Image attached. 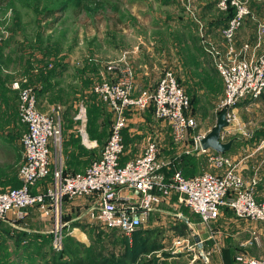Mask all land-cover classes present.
<instances>
[{"label":"rangeland","instance_id":"1","mask_svg":"<svg viewBox=\"0 0 264 264\" xmlns=\"http://www.w3.org/2000/svg\"><path fill=\"white\" fill-rule=\"evenodd\" d=\"M187 4L202 21L210 38L221 43L219 32L225 24L226 13L218 9V0H0V157L5 155L4 144L13 143L11 138L16 133L20 139L18 143L14 141L17 144L15 150L22 147L25 127L19 117L17 94L11 89L14 80L22 79L35 93L37 104L42 102L43 91L50 92L47 102L51 108L48 114L54 116L61 126L58 155H64L65 170L79 172L85 168L75 166L76 161L69 159V155H81L86 147L93 146L91 141L97 144L95 157L98 158L110 136L113 116L93 89L102 80L106 67L123 56L132 66L135 95L154 90L164 71L171 70L189 98L190 113L197 125L193 135H207L222 111L220 104L224 90L217 70L203 51L198 26L186 11ZM247 6L250 16L243 22L237 38L249 35L253 39V34L256 38L258 24L264 25V0H248ZM262 50L264 46L259 51ZM138 74L140 80L136 83ZM104 76L116 80L119 75L113 72ZM51 80L55 83H50ZM258 99L243 102L235 108L234 113L249 134L255 126H264V101L257 109L251 110L249 107ZM80 105L86 110L84 123L72 119ZM131 113L136 115L132 127L138 133L129 141L128 156L139 155L144 144L151 139L158 143L160 149L162 146L167 148L165 153L173 164V148L176 146L171 141L166 123L156 120L151 108ZM83 134H86L87 142ZM128 139L125 134V141ZM230 139L250 140V137L240 133L225 134L223 142ZM210 152L194 153L192 162L181 163L177 169L188 177L212 172L213 168L207 162ZM55 156L53 151L50 157L51 171ZM7 178L0 177V191L18 186V177L10 183L5 181ZM49 182L50 179H47L42 187L38 185L37 188L42 191ZM80 208L63 217V236L59 248L52 245V221L44 223L37 219L38 214L32 221H22L16 227L2 222L0 264H71L87 260L90 250L97 255L94 249L113 262L132 264L128 259H120L126 250L125 237L117 231H102L84 223L80 218L83 209ZM34 209L29 208L27 215L29 213L32 217ZM156 214L155 217H142L138 230L139 244L132 248L141 253L135 256V264H222L218 251L222 249L225 234L220 235V227L212 226L214 222L206 227L210 233L213 231V244L207 246H211L216 255L206 254L203 248L201 255L196 249L186 251L173 245V240L180 235H186L183 238L192 235L194 238L197 233L203 234L200 219L193 218V226H179L183 232L173 235V223H179L173 216V210L162 216ZM24 229L38 232L43 229L49 230V233L36 246L32 236H25L27 232ZM148 231L153 232L148 237L149 242H155L163 249L144 251L141 234L145 236ZM239 237L236 236L238 248L241 247L240 242L247 243L255 238L250 237L249 233ZM251 245L247 249L249 254H245L264 253V243L255 241ZM235 251L240 253L239 249ZM129 254L132 255V252ZM205 257L208 260H204Z\"/></svg>","mask_w":264,"mask_h":264},{"label":"built area","instance_id":"2","mask_svg":"<svg viewBox=\"0 0 264 264\" xmlns=\"http://www.w3.org/2000/svg\"><path fill=\"white\" fill-rule=\"evenodd\" d=\"M247 1L218 0L220 11L233 10L232 17L219 32L221 43L210 38L191 5L186 6L198 26L203 51L222 82L224 94L220 108L227 110L228 126L220 134L221 142L225 134L240 133L250 137L234 113L235 108L243 102L257 100L264 93V50H257L264 38V25L258 24L255 46L249 42L237 45L238 31L250 16ZM1 41L0 36V44ZM113 72L119 75L116 80L104 76ZM104 75L93 91L111 111L113 126L99 157L83 172L77 173H65L60 165L51 171V153L54 151L57 156L60 153V123L54 116L37 109L35 93L25 80L16 79L11 83L12 91L18 96L19 117L25 133L21 138L20 186L0 191V223L8 220L16 223L23 219L29 208L35 207L41 220L52 221V245L59 248L63 236V205L67 201L85 200L87 203L83 205L80 217L84 223L103 231H117L130 240L142 225V215L155 211L173 194L177 195L179 205L206 226L216 222L224 209L231 211L237 219L264 223V200H256L253 184L245 182L237 164L226 154L211 151L207 155V162L214 172L186 177L182 170L175 168L167 176L159 159L158 143L148 139L141 155L122 164V132L127 127V114L133 111L151 108L155 119L168 126L172 143L176 147L185 146V155L203 153L200 141L204 136L193 135L197 125L190 113L189 98L171 70L164 71L154 90L141 91L137 95L132 66L126 56L108 65ZM74 119L80 123L86 121L84 106H79ZM83 138L87 142L86 134ZM47 179H50L48 185L34 193L36 185ZM176 218L181 220L183 217L177 214ZM200 242L203 243L201 239ZM173 245L186 251H200L192 242V235L175 240ZM204 260L208 259L205 257ZM234 262L264 264V259L239 253Z\"/></svg>","mask_w":264,"mask_h":264},{"label":"crops","instance_id":"3","mask_svg":"<svg viewBox=\"0 0 264 264\" xmlns=\"http://www.w3.org/2000/svg\"><path fill=\"white\" fill-rule=\"evenodd\" d=\"M249 35H245L242 37H238L237 38V45L240 46L242 43L245 42H249L251 44V46H255L256 45V38H255V34H253L252 38ZM252 40V41H251ZM264 39L262 40L260 46L257 48V50H261V47L263 48L264 44ZM260 52V51H259ZM154 56V55H152ZM151 56V59H152ZM147 68V67H146ZM109 76V75H107ZM109 78V77H108ZM111 79V78H110ZM140 77L139 74L137 75V82H139ZM113 80V78L111 79ZM52 81V82H51ZM50 83H55L53 82V80H51ZM55 81V80H54ZM135 84V82H134ZM15 94H17L15 91H13ZM264 95V93H263ZM261 96L258 101L252 103L249 107L251 108V110L253 109H257L260 105H262L263 101H264V96ZM43 99H41L40 101H42L41 103L39 102V104H37V109L41 112V113H47L50 110V106L48 105L49 101V97H50V92H48L47 90L43 91ZM18 98V96H17ZM18 101V99H17ZM248 108V107H247ZM246 108V109H247ZM47 111V112H46ZM256 115L258 114L257 112H255ZM74 121V116L72 118ZM136 119V115L133 113H128L127 114V127L123 130L122 132V138H123V145H124V152L120 158V162L126 163L129 160H132L136 157H138L139 155L142 154V152L144 151L145 145L143 146V149L141 151V153L137 156H128V153L126 151L127 148L129 149V141L136 135L137 130H135L132 126H133V122ZM126 132V133H125ZM125 134H126V138L129 137L128 141H125ZM128 134V136H127ZM20 139V136L18 133L15 134V137L11 138V140H13V143L9 142L5 143V147H4V151H5V155L0 157V177L5 176V178H7L5 181H7L8 183L13 182L14 180H17L18 177V167L20 165V163L22 162V158H23V153H22V147L20 148L19 145V150H15V146H17V144L14 141H17ZM7 141V140H6ZM126 143V145H125ZM91 147H86L85 152L82 153L79 156H75L73 153L71 155H69V159H73L75 160V166L77 167H85L83 170L79 171V172H83L89 165L90 163L96 159L97 154H96V147L97 144L95 141H91L90 143ZM9 147V148H6ZM185 146L182 147H175L173 148V164L170 160V158H167L168 156L165 153V149H167L166 147L160 149V161L163 162L164 167H163V171L167 176L171 175V170H172V165H173V170L175 168H178V166L181 163H190L192 162V158L193 155H186L183 154V149ZM2 151V150H1ZM162 152H164L162 154ZM228 155L236 164H237V170L238 172L241 174V176L243 177V179L245 180V182H247L248 184H253V188H254V193L256 196V200L257 201H263L264 200V126L262 127H258L255 126L254 129L251 130L250 133V140H240V139H236L231 148H230V153L226 154ZM96 156V157H95ZM51 157V156H50ZM56 159L54 160V164L53 166H57L60 165L63 169L65 173H77V172H67L65 169V160H64V155H58L55 156ZM66 159V157H65ZM51 162V161H50ZM171 165V166H170ZM51 166V163H50ZM54 168V167H53ZM6 169H9V171H5ZM13 172V174H12ZM212 172H214V170H212ZM8 173V174H7ZM43 186V181L39 184L36 185V187L33 189L34 193H38L40 190L37 188V186ZM20 186V183L18 181V186ZM177 200V201H176ZM87 203L85 200L84 201H67L65 202L63 208H62V221H63V217L68 216V214L71 213H75L74 211L77 210V207L79 208L81 206V208L83 209V205ZM173 207V208H172ZM80 208V209H81ZM33 210V209H32ZM173 210V216L175 215V212L177 211L176 214L181 215L183 218L181 220H179V223H173V235H176L178 233L183 232L182 229L179 228V226H184V227H190L193 226V218H196L199 220V218L196 215H192L184 206L179 205L178 204V197L176 194H173L169 200L161 203L159 205V207L148 214H143L142 216H148L150 217H155L159 213L160 216H162L163 214H170ZM34 215L32 217H30L29 213L27 215V212L25 213L24 217L22 220L16 222V223H11L9 220L6 222L10 225V227H16L15 225L17 223L20 222H25L26 220L32 221L35 217L36 214H38L37 219H40V215L39 212L37 210V208L34 209ZM176 216V215H175ZM8 218L11 219V215H8ZM36 219V218H35ZM178 220V219H177ZM43 221V220H41ZM200 221V220H199ZM46 221H44L45 223ZM1 224V223H0ZM201 226H203V234L197 233L199 238L203 241V246L202 248L204 250H206V254H210L213 253L214 255H216V251H212L213 248L211 247V239L213 240V231L210 233V230L208 228H206L207 226L202 224L200 222ZM47 225V224H44ZM190 225V226H189ZM50 226V225H49ZM52 226V225H51ZM212 226H219L220 227V235L221 234H225L223 236V243H222V249L220 251H218V253H220V258H221V263L222 264H234V258L237 254H239L238 252L235 251V249H239L240 253L244 252L247 253V249L253 245H251L253 242L255 243L259 241L264 243V223H254V222H249V221H245V220H240L237 219L234 214L227 210L224 209L223 215L216 221L214 222V224ZM250 226H252L251 228H249ZM183 227V228H184ZM222 229V230H221ZM42 231H35V230H29V229H24L25 232H27V235L32 236L33 240L36 241L35 245L38 246L37 244H39L40 242H42L43 236L46 234L48 235L49 230H43ZM2 226H0V236L2 237ZM32 233V235H31ZM247 233L250 234L251 236H254L255 240H250L249 242L246 241L244 242H240L239 243V247L237 246V243L239 242L238 240H236V236L240 235V237H244L247 235ZM35 236V237H34ZM181 237H177L176 239L179 238H183L185 236L180 235ZM212 237V238H211ZM239 237V238H240ZM175 239V240H176ZM32 240V241H33ZM173 240V242L175 241ZM39 242V243H37ZM192 242H194L193 238H192ZM3 243V240H2ZM248 243H251L250 246H248ZM211 244L210 247H208L207 245ZM2 246V245H1ZM33 247H35L33 245ZM234 249V250H233ZM252 257H256V258H260V259H264V253L262 252H256L252 255H249ZM219 260V259H218ZM217 260V262H218ZM218 264V263H217Z\"/></svg>","mask_w":264,"mask_h":264},{"label":"trees","instance_id":"4","mask_svg":"<svg viewBox=\"0 0 264 264\" xmlns=\"http://www.w3.org/2000/svg\"><path fill=\"white\" fill-rule=\"evenodd\" d=\"M77 1L78 2H87V1H90V0H77ZM49 15L50 14H47V16H49ZM232 15H233V10L229 9V11L226 13L225 24L232 17ZM233 140L235 141V139H233ZM228 153H230V151ZM228 153H225V154H228ZM185 157H186V155H185ZM185 164H187V163H185ZM186 177H188V176H186ZM190 177H192V176H190ZM138 230L132 235L130 241H129V239L127 237H125V240H124L125 245L124 246H125L126 250L120 256V259H122L123 261L128 259V260H130L132 262V264L136 263V257L135 256L141 254V253H137L136 252L137 250L132 249L134 247H137V245L139 244V243H137L138 242V237L140 236V233L138 232ZM142 234L144 235V233H142ZM142 234H141V237L143 239H142V243L141 244H142V247H143L145 252H148V251L151 252V251L163 249L162 246H160V245L156 246L155 242H152V243L149 242V238L148 237L152 236L153 232H150V231L145 232V236H143ZM129 245H131V246H129ZM94 251L96 252L97 255H95V253H93V250L92 251L90 250L89 251L90 252L89 253V258L87 260H80V261L78 260L76 263H71V264H123L122 261L113 262V260L106 258L102 254H100V252L97 249H94ZM129 252H132V255H130ZM95 258H99V260H95ZM63 264H69V263H63ZM146 264H154V263L153 262H147ZM234 264H235V262H234Z\"/></svg>","mask_w":264,"mask_h":264},{"label":"water","instance_id":"5","mask_svg":"<svg viewBox=\"0 0 264 264\" xmlns=\"http://www.w3.org/2000/svg\"><path fill=\"white\" fill-rule=\"evenodd\" d=\"M226 113H227L226 109L220 112V114L216 119L214 128L201 139L200 146L203 152L212 151L219 154H225L230 151V148L234 140L230 139L227 142L220 141L221 132L223 131V129H225L228 126ZM193 239L194 242L197 244L198 249L201 251L202 244L200 242L199 236L195 235Z\"/></svg>","mask_w":264,"mask_h":264}]
</instances>
